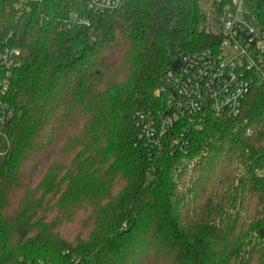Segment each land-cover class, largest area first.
Segmentation results:
<instances>
[{
  "label": "trees",
  "instance_id": "trees-1",
  "mask_svg": "<svg viewBox=\"0 0 264 264\" xmlns=\"http://www.w3.org/2000/svg\"><path fill=\"white\" fill-rule=\"evenodd\" d=\"M232 1L0 0V264H264V87L202 128L162 92L181 55L222 56Z\"/></svg>",
  "mask_w": 264,
  "mask_h": 264
},
{
  "label": "built area",
  "instance_id": "built-area-1",
  "mask_svg": "<svg viewBox=\"0 0 264 264\" xmlns=\"http://www.w3.org/2000/svg\"><path fill=\"white\" fill-rule=\"evenodd\" d=\"M127 0H83L96 14H112L121 10ZM246 0H233L223 22L227 37L222 56L212 53H190L180 56L178 69L166 73L163 93L167 94V108L186 118L188 126L202 128L209 113L219 117L237 118L242 105L253 88L264 87V25ZM43 0H19L17 10L30 12L31 4ZM72 23H77L73 18ZM86 24V21H82ZM229 50L230 57L225 52ZM233 53V55H232ZM18 55V53H16ZM232 55V56H231ZM176 118L160 116L156 121H143L144 137L159 144L166 129L172 128Z\"/></svg>",
  "mask_w": 264,
  "mask_h": 264
},
{
  "label": "water",
  "instance_id": "water-1",
  "mask_svg": "<svg viewBox=\"0 0 264 264\" xmlns=\"http://www.w3.org/2000/svg\"><path fill=\"white\" fill-rule=\"evenodd\" d=\"M172 69H173L174 71H176V70L178 69V63H177V62H174V63L172 64Z\"/></svg>",
  "mask_w": 264,
  "mask_h": 264
},
{
  "label": "rangeland",
  "instance_id": "rangeland-1",
  "mask_svg": "<svg viewBox=\"0 0 264 264\" xmlns=\"http://www.w3.org/2000/svg\"><path fill=\"white\" fill-rule=\"evenodd\" d=\"M230 53H231V52H230L229 50H227V51L225 52L226 57H230V56H229ZM232 55H233V53H232ZM232 55H231V56H232Z\"/></svg>",
  "mask_w": 264,
  "mask_h": 264
}]
</instances>
